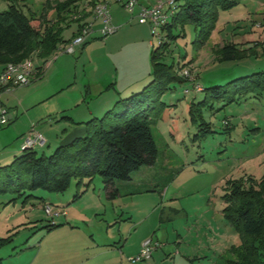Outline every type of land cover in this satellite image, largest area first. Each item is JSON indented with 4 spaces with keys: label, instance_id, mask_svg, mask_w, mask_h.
I'll list each match as a JSON object with an SVG mask.
<instances>
[{
    "label": "rangeland",
    "instance_id": "rangeland-1",
    "mask_svg": "<svg viewBox=\"0 0 264 264\" xmlns=\"http://www.w3.org/2000/svg\"><path fill=\"white\" fill-rule=\"evenodd\" d=\"M43 1L24 0L33 9H40ZM109 1L111 10L117 3L121 4ZM237 1L232 9L220 11L217 27L203 47L193 44L195 25L187 23L184 32L170 40L163 60L177 65L194 59L184 66L181 74L188 71L191 79L203 89L264 71V0ZM162 2L168 9V0ZM7 7L8 1L0 0V10ZM135 21L140 22L138 18ZM146 26L148 35L144 43H139L141 35L127 36L123 40L121 59H130L129 63L137 64L135 67H140L142 60L151 67L152 48L166 39L160 28L158 35L153 34L149 24ZM71 30L66 28L64 36L69 37ZM180 31V27L175 28L174 34ZM114 34L116 32L107 37ZM225 42L239 43L256 54L219 62L217 49ZM141 47L143 57L137 55ZM88 54L83 60L75 58L78 54L61 53L58 58L64 59L59 61L60 69L53 76L49 77L51 67L44 78L17 87L9 116L14 119L18 112V118L0 130L2 158L8 152L13 154L20 150L22 140L29 135L31 119L46 137L54 139L62 138L75 127L65 125L64 122L70 120L66 115L72 116L87 105L81 102L83 93L88 90L86 84L105 74L86 65L91 60ZM192 82H171L170 89L165 91L152 113V132L159 151L157 161L154 165L142 166L134 172L133 181H126L134 187L141 183L142 192L109 199L99 175L88 186L89 178L81 182L80 178H73L64 193L25 189V194L19 196L16 192L0 191V238L13 237L10 242L0 244L3 264H61L58 256L65 250L62 243L66 238L73 240L66 252L85 255L108 243L118 247L125 243L123 251L126 253L138 244L141 236L148 234L147 239L155 236L166 250L161 252L158 247L160 254L154 255L156 264H208L204 258L190 262L183 255L194 250L195 236L207 234L212 238L224 231L219 243H239V234L224 218L222 197L227 180L248 176L260 180L264 175V89L242 90L231 98L229 93L218 98L209 90H195ZM186 89L190 91L186 93ZM23 101L29 104L28 113ZM66 126L70 127L65 129ZM59 144L50 149L47 145L36 148L39 154H51ZM13 158L1 159L0 164H8ZM151 181H155L151 186L154 190L146 191ZM76 194L80 197L73 201ZM47 206L66 210L68 215L55 217L56 223L69 221L75 227L66 228L67 231H48L46 225L52 219L46 212ZM177 249L181 254L175 257L172 252Z\"/></svg>",
    "mask_w": 264,
    "mask_h": 264
},
{
    "label": "trees",
    "instance_id": "trees-1",
    "mask_svg": "<svg viewBox=\"0 0 264 264\" xmlns=\"http://www.w3.org/2000/svg\"><path fill=\"white\" fill-rule=\"evenodd\" d=\"M7 1L8 7L0 10V71L8 63L29 58L45 61L54 51L61 54L58 48L62 44L80 35L90 22L97 21L94 19L97 2L106 1L110 6L109 0H44L40 9H33L24 0ZM236 4L237 0H174L168 8L169 12L172 11L168 20L160 25L166 39L151 51V80L140 90L118 99L102 116L87 120L84 135L59 144L51 154H39L35 147H24L10 163L0 164V191L16 192L19 196L25 194V189L64 193L73 178H80V182L89 178L88 186L99 175L107 197L116 199L120 195L118 181L131 180L135 171L157 161L159 151L152 132V113L161 103L162 95L170 89L171 82L190 81L181 71L194 59L177 65L163 60L170 40L180 36L187 23H194L196 35L193 44L197 48L203 47L217 27L220 11L232 9ZM90 15L91 19H88ZM74 23L76 29L65 37V29ZM178 27L181 28L180 33L174 34ZM107 36L101 34L102 38ZM90 37L82 47L90 42ZM250 50L239 43L225 42L217 49L218 59L219 62L236 61L256 54ZM263 89L264 71L202 88L214 92L218 98L228 93L231 98L242 90ZM3 128L4 125H0V130ZM79 197L80 194H76L73 201ZM222 198L225 202L224 218L240 237L239 243L227 248L223 263L264 264V175L260 180L252 176L227 180ZM61 225L51 222L46 227L51 231ZM12 239V235L0 238V244ZM0 264H3L1 257Z\"/></svg>",
    "mask_w": 264,
    "mask_h": 264
},
{
    "label": "crops",
    "instance_id": "crops-1",
    "mask_svg": "<svg viewBox=\"0 0 264 264\" xmlns=\"http://www.w3.org/2000/svg\"><path fill=\"white\" fill-rule=\"evenodd\" d=\"M138 1H139L138 5L132 11L125 9L122 6V4H118V3L117 6H115L111 10L112 22L115 25L119 26V29L116 32V34H114L113 36L102 38L98 30L99 27L101 26V23L100 21L97 20L94 22L95 32L93 35H91L89 39L90 42L85 47L82 46L78 47L76 52L73 53V55L78 54L75 57L76 59L81 58L83 60H85L84 58L87 56L88 53H90L88 55H91L90 58L91 60L86 65L94 66V68L97 71H105V74L96 81L86 84L88 90L85 92V95L83 93V101L81 102L87 105L83 107L81 111L75 112L74 115L72 114L71 116L69 114V117H71V119L69 121H65L64 123L65 125L71 124L72 126L75 127H71V131L67 132L66 135L62 136V138L54 139L51 136L46 137L43 132L38 130L39 126L35 125V120L32 119L30 120V124L32 123V125L28 134L32 129H36L39 133H41L45 140L44 144L41 145L43 146V148H45V146L47 145L50 149V147H52L53 145H57L59 143L64 144L71 141L73 138L77 136L84 135L86 131L85 122L87 120L93 117H99L102 113L107 111L109 108L113 107L118 99L127 96L134 91L140 90L141 88H143L144 85H146L151 80L152 66L148 67L144 65L142 60V65L140 67H135L137 64L129 63L130 59L128 60L121 59V53L122 50L124 49V44H125L123 40L125 37L141 35L140 36L141 42L139 43H144L145 39H147L148 28L146 26V23L135 21V19L138 18V13L140 11L141 6H151L159 2V0H138ZM129 14L133 16L131 17V19ZM88 19H91V15L88 16ZM72 26L70 27V29H72L71 31H74L77 25L74 23V25ZM254 30L255 29L253 28V31ZM99 39H102L104 41H100ZM235 42L238 41L235 40ZM143 52L144 49L142 47L140 49H137V53H138L137 55L139 57H143ZM59 55L60 54H57V52L54 51V53L45 61L43 59H36L34 61L35 69L38 70V73L41 72L40 76L36 77L34 81L44 78L45 74L48 73L51 67H52V71L49 77L53 76L54 72L57 69H60L59 61L63 60L64 58L59 60L58 58ZM55 60L57 61L54 62ZM17 92L18 89L16 87L11 91L3 92L2 94V98L5 104L7 105V107H9V111L13 108L10 106L13 101L12 96H14L15 93ZM89 99L90 101L88 102ZM22 104L25 111L28 113L27 105L29 104H26L25 101H23ZM65 111L66 110H62L61 112H65ZM17 118H18V112H16L14 119L12 117L10 121L15 122ZM69 127L66 126L65 129H68ZM24 139L22 140L20 150L24 148ZM46 139L48 140L46 141ZM37 146H35V148ZM20 150L18 151L15 150L13 154L8 152L3 156V158L2 156H0V161L1 159H6V160L10 159L11 157L18 154L17 152H19ZM129 181H133V178ZM119 182L120 181L117 182V186L120 189V195L118 197L142 192V190H140L141 183L139 184L138 187H134L131 183H128L126 181H125L126 183L125 182L119 183ZM153 184H155V181L148 182L147 185L149 187L146 188V191H153L154 188H151ZM165 186L167 185H164V187ZM61 215L66 216L68 215V213L66 210H63V213ZM129 219L132 220L131 217H129ZM59 223H62V225L53 229L52 231H56V230L67 231L69 229L66 228L75 227L74 226L75 224L74 223L72 224L69 221L59 222ZM224 235L225 233L223 231L222 234L216 233L213 237L211 236L212 238H209L207 234H204L203 236H195L194 237L195 243L192 247L194 250H192L189 253L185 252V254H183L184 257L188 261L190 260V262H192L197 258H201V259L204 258L205 261L207 260L208 264H220V263L223 264L224 256L227 255L226 250L230 245H232V244L229 245L224 244V242L223 243L218 242L219 238L223 237ZM147 237L148 234L141 236V239L139 240L138 244L135 247L133 246V248H130V250L126 252L128 254H126L123 251V248H125L124 247L125 243L120 245L119 247L117 244L114 245L113 243L112 244L108 243V244H102L98 248L92 249L91 251L87 252V254L85 255H81V253L77 251H74L72 253L66 252L68 248L72 247L70 244L73 243L72 239L66 238L63 240L62 243L63 248L65 247V250L62 253L61 252L59 253L60 255L58 256V259H61V264H129L128 257L135 255L140 251L141 246L143 242L147 239ZM152 238L156 239L155 236H153ZM162 246L163 245H161V247L159 248H161V252H165L166 251L165 246L164 247ZM159 248H157L156 251L154 252L153 258L150 262L142 263V264H156V257L154 255L158 256L160 254ZM219 250L222 253L221 260L220 258H218L220 254ZM172 253H174L173 255L175 257L181 254L180 250L178 249Z\"/></svg>",
    "mask_w": 264,
    "mask_h": 264
},
{
    "label": "built area",
    "instance_id": "built-area-1",
    "mask_svg": "<svg viewBox=\"0 0 264 264\" xmlns=\"http://www.w3.org/2000/svg\"><path fill=\"white\" fill-rule=\"evenodd\" d=\"M124 8L129 11H132L137 5L138 0H120ZM168 4L171 6L174 4V0H168ZM165 3L162 0H159L158 3L151 6H141L140 11L138 13V19L142 23H148L152 26V31L155 34L160 35L158 29L160 25L165 23L170 13L169 9H165ZM94 19L100 21L101 26L99 31L102 35H109L115 33L118 30V26L112 23V16L110 12L109 3L106 1L97 2L94 6ZM95 31L94 21L87 24L83 29L82 33L75 37L73 40L66 44H62L58 48L59 53H75L77 48L82 46L84 42L89 38ZM186 77L192 80V76L188 71H184L182 73ZM38 76V70L35 69L33 59H25L16 63H8L1 71H0V125H7L11 118L9 116V107L4 103L2 99L3 92L11 91L12 89L29 85L34 81V79ZM192 82V83H193ZM195 90H202L199 83H193ZM189 89H186L185 92H189ZM45 142L41 133L37 130L32 129L28 136L24 139V147H35L37 145H43ZM46 212L50 215L52 219V223H55V217L60 216L63 211L57 209L56 207H46ZM161 246V243L154 238L146 239L140 251L128 257L129 264H142L148 263L152 260L153 254L158 247Z\"/></svg>",
    "mask_w": 264,
    "mask_h": 264
}]
</instances>
